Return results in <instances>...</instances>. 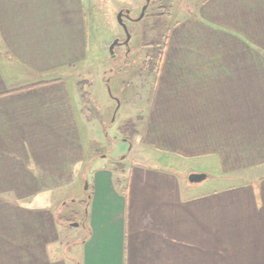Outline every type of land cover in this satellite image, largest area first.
I'll use <instances>...</instances> for the list:
<instances>
[{"label": "crops", "instance_id": "obj_1", "mask_svg": "<svg viewBox=\"0 0 264 264\" xmlns=\"http://www.w3.org/2000/svg\"><path fill=\"white\" fill-rule=\"evenodd\" d=\"M176 17L137 142L240 182L203 189L138 163L119 183L87 161L65 76L87 58L85 0H0V264H67L49 200L86 171L79 264H264V0Z\"/></svg>", "mask_w": 264, "mask_h": 264}, {"label": "rangeland", "instance_id": "obj_2", "mask_svg": "<svg viewBox=\"0 0 264 264\" xmlns=\"http://www.w3.org/2000/svg\"><path fill=\"white\" fill-rule=\"evenodd\" d=\"M197 1L160 0L156 3L150 0L146 15L141 19L123 20L131 34L130 55L125 57L124 48L119 45L114 48V56L111 57L109 44L116 37L124 39L123 29L116 20L117 13L128 9L129 15L136 18L145 0H91V4L85 0L87 58L70 67L65 76L71 90L76 87L82 99L85 98V109L78 113V117L87 161L93 159V165L111 168L119 183L125 182L129 167L138 163L150 166L162 164L177 168L184 174L187 172L185 176H180L183 182H188L191 172L212 173L207 169L205 160L181 159L171 153L161 155L140 147L137 132L129 137L119 130L121 125L131 120L137 131V122L147 110L156 77L155 68L145 57L151 47L148 44L157 38L159 43L155 40L153 49L160 48L164 44L165 30L168 31L174 24L176 16L189 15ZM161 5L169 6L168 16L161 15L164 9ZM159 157L158 163L156 160ZM240 179L227 182L220 179L219 174H210L203 181V189L237 183ZM89 190L90 178L86 171L76 184L53 192V198L49 200L59 223L61 257L67 264L81 263V244L88 229L87 220L85 226L84 221L88 212Z\"/></svg>", "mask_w": 264, "mask_h": 264}, {"label": "water", "instance_id": "obj_3", "mask_svg": "<svg viewBox=\"0 0 264 264\" xmlns=\"http://www.w3.org/2000/svg\"><path fill=\"white\" fill-rule=\"evenodd\" d=\"M150 0H145V3L143 4L142 8H141V12L140 14L135 18V20H139L142 18V16L144 15V12L149 4ZM130 11L128 9H125L124 11L123 10H120L117 15H116V20L118 22V24L122 27L124 33H125V38L124 40L121 42L119 40L118 37L114 38L112 40V42L109 44V47H108V50H109V54L111 57L114 56V48L116 46H119L121 44H124V45H128V42L130 40V37H131V34L130 32L128 31L127 29V26L125 24V22L123 21V17H130L129 15ZM207 178V174L206 173H201V172H191L188 174V177H187V181L189 183H199V182H202L203 180H205ZM72 225H77L76 223H72Z\"/></svg>", "mask_w": 264, "mask_h": 264}, {"label": "trees", "instance_id": "obj_4", "mask_svg": "<svg viewBox=\"0 0 264 264\" xmlns=\"http://www.w3.org/2000/svg\"><path fill=\"white\" fill-rule=\"evenodd\" d=\"M153 2L159 3L160 0H152ZM161 8L163 7L164 9L161 11V15H165L168 16L169 15V6L168 5H164V6H160ZM167 33L168 31L165 30L164 33V37L163 40L165 41L166 37H167ZM161 35V34H160ZM155 40H158L157 38H155L153 41L150 42L151 45H154ZM159 43V40H158ZM163 50V43L161 45L160 48L158 49H154L152 52V55L150 56H155L156 59L154 60H150L149 62L152 64L153 68H155V71L158 69L159 65H160V61H161V57H162V51ZM85 101V98L83 99ZM119 130L123 133V134H128V136H132L135 132H136V126L135 124L131 121V120H127L123 125H121L119 127ZM125 140H129L128 138H125ZM90 198V195L88 197V199ZM89 202V200L87 201V203Z\"/></svg>", "mask_w": 264, "mask_h": 264}, {"label": "flooded vegetation", "instance_id": "obj_5", "mask_svg": "<svg viewBox=\"0 0 264 264\" xmlns=\"http://www.w3.org/2000/svg\"><path fill=\"white\" fill-rule=\"evenodd\" d=\"M145 15H146V12H144V15L143 16H145ZM123 20L133 21V20H135V17H131V16L130 17H127L126 16V17H123ZM124 38H125V33H124ZM123 40H120V41L122 42ZM120 46H122L124 48L125 57H128L130 55L128 52H130L132 50V46H131L130 42H128V45L121 44ZM148 46H151V47L146 52L145 57H146V59H148V61H150V60H154L155 61L156 57L155 56H150V51L151 50L153 51L154 50L153 49L154 47L151 44H148ZM133 50H134V48H133Z\"/></svg>", "mask_w": 264, "mask_h": 264}]
</instances>
